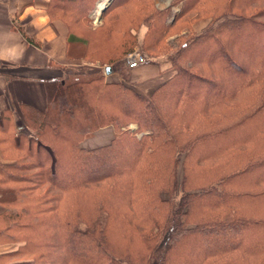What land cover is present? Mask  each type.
Here are the masks:
<instances>
[{
    "label": "trees",
    "instance_id": "1",
    "mask_svg": "<svg viewBox=\"0 0 264 264\" xmlns=\"http://www.w3.org/2000/svg\"><path fill=\"white\" fill-rule=\"evenodd\" d=\"M202 1L110 0L97 27L93 0L48 1L83 59L116 70L139 45L168 66L147 95L124 73L46 80L43 110L19 106L26 131L3 110L0 264H264V0H215L203 30L179 34ZM106 125L109 143L80 145Z\"/></svg>",
    "mask_w": 264,
    "mask_h": 264
},
{
    "label": "crops",
    "instance_id": "2",
    "mask_svg": "<svg viewBox=\"0 0 264 264\" xmlns=\"http://www.w3.org/2000/svg\"><path fill=\"white\" fill-rule=\"evenodd\" d=\"M48 1L0 0V116L3 110L12 111L16 129L23 131L26 128L19 106L25 104L43 110L47 104L46 80L57 78L67 82L70 74L78 76L91 72L90 68L78 72L80 66L96 67V72L102 67L98 62L90 63L82 58L84 44L68 38V26L62 19L50 17ZM99 1L93 0L87 17ZM105 66L107 64H103L102 74L106 80H120L112 68L110 73H105ZM167 66V59L159 57L156 61L128 68L130 81L147 95L163 78L162 72ZM80 79L87 78H75ZM113 136L112 125L102 126L85 136L80 145L94 148L109 143ZM5 161L0 152V162ZM3 249L7 247L1 246L0 250Z\"/></svg>",
    "mask_w": 264,
    "mask_h": 264
},
{
    "label": "rangeland",
    "instance_id": "3",
    "mask_svg": "<svg viewBox=\"0 0 264 264\" xmlns=\"http://www.w3.org/2000/svg\"><path fill=\"white\" fill-rule=\"evenodd\" d=\"M100 1H102V0H100ZM214 1L215 0H204V1H202V2H200V5H198V7L195 9V10H193L192 12H190L189 13V19L191 18V17H196L190 24H188V25H186V26H184L183 28H181V30L178 32L179 34H182V33H186V34H190V35H194V34H196V33H199L201 30H203L204 28H205V26L208 24V22H209V20H210V18H209V16L211 15V11H209L210 10V8H208L207 6H210L211 5V3H214ZM152 4L154 5V7L155 8H157V9H162V8H165V7H167L169 4L171 5L170 6V14L171 13H173V12H175V11H178V9L180 8V6H181V4L183 3V0H152ZM109 4V3H108ZM107 4V5H108ZM96 8L97 7H95L94 9H93V11L90 13V15H88V19H89V21H91L90 22V25H92V27L93 26H96V25H98V24H101L102 23V19H103V15L101 14L102 13V11H101V13L98 15V17L94 20V17H95V15H96ZM191 15V16H190ZM187 20H188V18H187ZM263 20H264V17H263ZM202 25V26H201ZM142 29V31L144 30V27H141L140 28V30ZM178 31V30H177ZM175 34V35H173L172 37H170V40H169V43L170 44H174L175 42H174V40L172 39L173 37H175V36H177V35H179V34ZM168 39V38H167ZM262 45V44H261ZM259 48H261V47H259ZM132 51H138V52H140V53H142L144 56H145V54L143 53V51H142V48H141V46H139V45H136L135 47H133L129 52H127L125 55H124V57H123V65L122 66H119V67H117V69L115 70V73L118 75V76H120L122 73H124L125 74V76L126 77H124L125 78V80L130 84V85H132L136 90H142V88H140V87H135L134 86V83H132L130 80V78H131V76H130V72H129V70H128V67H127V65H126V61H125V57H126V55L128 54V53H130V52H132ZM91 63V62H90ZM98 64V63H97ZM99 65V64H98ZM100 66H102L99 70H97V72L95 71V69H96V67H91L90 65H84V66H78L79 67V69L77 70L78 72L79 71H81V70H84V71H86V70H88L89 68H90V71L91 72H89V74L88 73H85V74H83V75H78V76H76V75H74V74H70L69 76H70V78H69V80L71 81L72 80V78H76V77H79V78H88L89 76H91V75H96V74H98V73H103V64L102 65H100ZM111 67V66H110ZM112 68V67H111ZM98 69V68H97ZM118 76H116L117 78H118ZM124 76V75H123ZM121 78V77H120ZM67 82H69V81H67ZM261 88L262 89V87H263V85L262 84H259V85H257V86H255V89L256 88ZM239 101H242L243 103L244 102H246V101H244V99L243 98H240L239 99ZM76 103H77V101H76ZM77 106H78V103H77ZM130 127L132 128V127H134V125H130ZM263 140L264 139V130L261 132V134L259 135V137H258V140L257 141H259V140ZM260 143H262L261 141H259ZM115 161V160H114ZM106 166H108V164H106ZM181 178V165L178 167V179H180ZM94 189V188H93ZM86 195H87V193H86ZM165 196V195H164ZM79 199H82V197H80V196H78V194L77 193H71L70 195H68V196H66L65 197V199H64V201H63V205L64 206H66V205H72V204H74V203H78L79 202ZM116 203V206L118 207L117 208V215H116V219H114L113 217H111V219H110V221H109V226H110V229L112 230V231H115L116 232V234L118 233H121L122 232V229H121V223L123 222L124 223V217H123V213H124V209L127 207V205L126 204H124V203H122V202H120V203H118V202H115ZM119 205V206H118ZM117 219H118V221H117ZM122 221V222H121ZM76 248V251H78V248L79 247H75ZM78 254H79V256H85L83 253H81V252H79L78 251ZM60 260H62V258H63V256H60ZM64 261H65V259H64ZM62 263V262H61Z\"/></svg>",
    "mask_w": 264,
    "mask_h": 264
},
{
    "label": "built area",
    "instance_id": "4",
    "mask_svg": "<svg viewBox=\"0 0 264 264\" xmlns=\"http://www.w3.org/2000/svg\"><path fill=\"white\" fill-rule=\"evenodd\" d=\"M106 1V0H105ZM105 1H103L105 3ZM101 1H99L97 4H96V15L94 17V20L98 17V15L101 13L100 9V3ZM102 3V4H104ZM125 61H126V65L128 68H134V67H137L138 65H140L141 63H143L145 61V56L138 52V51H132L130 53H128L125 57Z\"/></svg>",
    "mask_w": 264,
    "mask_h": 264
},
{
    "label": "water",
    "instance_id": "5",
    "mask_svg": "<svg viewBox=\"0 0 264 264\" xmlns=\"http://www.w3.org/2000/svg\"><path fill=\"white\" fill-rule=\"evenodd\" d=\"M110 2V0H106L105 3L103 4V6L101 7L100 11H102L106 6L107 4ZM111 71V67L109 65H107L105 67V73H110Z\"/></svg>",
    "mask_w": 264,
    "mask_h": 264
},
{
    "label": "bare ground",
    "instance_id": "6",
    "mask_svg": "<svg viewBox=\"0 0 264 264\" xmlns=\"http://www.w3.org/2000/svg\"><path fill=\"white\" fill-rule=\"evenodd\" d=\"M103 1H105V0H103ZM103 1L99 3L100 7L103 5L102 3H104Z\"/></svg>",
    "mask_w": 264,
    "mask_h": 264
}]
</instances>
